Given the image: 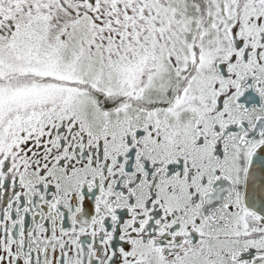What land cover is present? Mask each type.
<instances>
[{"label":"snow or ice","instance_id":"1","mask_svg":"<svg viewBox=\"0 0 264 264\" xmlns=\"http://www.w3.org/2000/svg\"><path fill=\"white\" fill-rule=\"evenodd\" d=\"M0 264H264V0H0Z\"/></svg>","mask_w":264,"mask_h":264}]
</instances>
